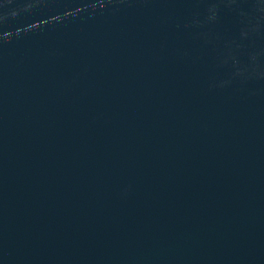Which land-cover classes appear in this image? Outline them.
Returning a JSON list of instances; mask_svg holds the SVG:
<instances>
[{
  "label": "water",
  "instance_id": "95a60500",
  "mask_svg": "<svg viewBox=\"0 0 264 264\" xmlns=\"http://www.w3.org/2000/svg\"><path fill=\"white\" fill-rule=\"evenodd\" d=\"M0 264H264V0H0Z\"/></svg>",
  "mask_w": 264,
  "mask_h": 264
}]
</instances>
